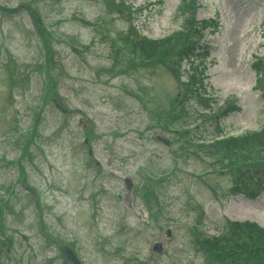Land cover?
Returning <instances> with one entry per match:
<instances>
[{"label": "rangeland", "instance_id": "obj_1", "mask_svg": "<svg viewBox=\"0 0 264 264\" xmlns=\"http://www.w3.org/2000/svg\"><path fill=\"white\" fill-rule=\"evenodd\" d=\"M114 1L0 0V264H71L67 243L81 264H225L200 241L264 227V145L196 144L264 122V0H200L215 33L181 70L137 46L175 30L181 0ZM187 67L205 73L206 118Z\"/></svg>", "mask_w": 264, "mask_h": 264}, {"label": "trees", "instance_id": "obj_2", "mask_svg": "<svg viewBox=\"0 0 264 264\" xmlns=\"http://www.w3.org/2000/svg\"><path fill=\"white\" fill-rule=\"evenodd\" d=\"M115 6V8L120 11L125 5L123 2H119ZM178 10V18L180 19L179 30L173 32L170 36L162 40H149L141 36L137 42L138 48H141L144 52L141 53V56L145 57L147 54V58H151L152 56L157 55L162 59L166 57V54L162 51H168L173 53L172 55H176L174 58L175 60H181L185 58L189 59L191 56L196 55L195 51L198 47H196L195 43H185L184 40L188 34H199L207 24L200 23L201 25H199L194 20L196 0H181ZM132 51L137 52L138 50L135 47ZM138 53L140 52L138 51ZM253 66L259 75V78H263L264 59L256 61ZM186 83V94L205 108L210 107L212 98L210 99L206 96L208 95L206 92V86L200 76L191 72L188 75ZM226 103H229V101H226ZM225 107L224 109L231 111L234 108L229 105H226ZM183 111L186 114L185 116H187L188 113L190 114L187 110ZM184 122L186 121L184 120ZM185 133L186 132L182 134ZM182 134L180 133L179 136L183 137ZM259 145H264V125L259 132L249 135L244 134L237 137L219 138L212 144L203 148L205 150L209 149L210 154L215 155L220 154L219 152L225 149L238 152ZM220 235L221 233L218 236H211L209 239L200 241L201 244L199 245L204 247L203 250L207 249L206 247L211 249L213 255L217 257V259L223 260L225 264H264V228L259 227L253 222H230V234L218 239Z\"/></svg>", "mask_w": 264, "mask_h": 264}, {"label": "water", "instance_id": "obj_3", "mask_svg": "<svg viewBox=\"0 0 264 264\" xmlns=\"http://www.w3.org/2000/svg\"><path fill=\"white\" fill-rule=\"evenodd\" d=\"M165 143H167V141L164 139L163 140ZM131 186V185H130ZM139 211V213L140 214H142V210H138ZM160 248V246H159V243L157 244V243H155V245H154V249H156V248ZM62 253L64 254V256L67 258V259H69L73 264H79L78 263V261L76 260V257H75V255L70 251V249L69 248H62Z\"/></svg>", "mask_w": 264, "mask_h": 264}]
</instances>
